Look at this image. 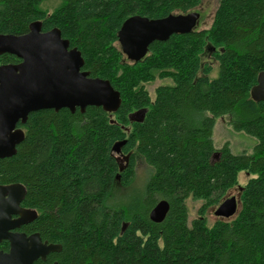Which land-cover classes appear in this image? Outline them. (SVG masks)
Here are the masks:
<instances>
[{
	"label": "trees",
	"instance_id": "obj_1",
	"mask_svg": "<svg viewBox=\"0 0 264 264\" xmlns=\"http://www.w3.org/2000/svg\"><path fill=\"white\" fill-rule=\"evenodd\" d=\"M43 1L0 0V34L24 35L35 21L43 32L57 28L81 53L82 70L109 81L121 104L115 113L40 110L18 124L24 137L0 159V187L21 186V207L36 214L24 230L61 247L33 264H264V101L250 97L264 71V0H219L208 29L155 41L136 63L117 42L126 19L185 14L201 0H59L51 13ZM206 50L218 64L213 79L201 63ZM16 63L0 55V65ZM156 79L170 84L151 98L145 85ZM140 110L143 119L130 121ZM221 116L256 139L252 153L214 147ZM122 142L124 165L114 150ZM136 156L151 174L131 194ZM239 172L254 177L240 189L235 215L209 226L207 209L224 200ZM189 198L203 202L190 222ZM160 200L169 210L154 223L148 214Z\"/></svg>",
	"mask_w": 264,
	"mask_h": 264
},
{
	"label": "water",
	"instance_id": "obj_2",
	"mask_svg": "<svg viewBox=\"0 0 264 264\" xmlns=\"http://www.w3.org/2000/svg\"><path fill=\"white\" fill-rule=\"evenodd\" d=\"M199 18L200 14L194 11L161 19L129 17L117 33L121 53L126 60L136 63L145 57L153 42H165L171 35L193 32ZM3 54L13 55L20 62L0 65V159L15 154L24 137L17 126L24 125L30 113L60 109L84 112L87 107H100L107 113H115L120 107L119 92L109 81L92 78L82 70L81 53L76 48H69V42L61 37L57 28L43 32L40 22L35 21L24 35L0 34V55ZM250 97L256 102L264 101V71L258 74ZM144 113L145 110L134 112L129 120L140 122ZM122 145L124 142L115 145L116 154L120 153ZM22 198L21 186L0 187V242L9 244L8 252L0 251V264H33L61 249L59 245L43 242L37 233L26 236L11 232L36 217L32 211L21 215ZM168 210L167 201L160 200L148 217L159 223ZM236 211L237 200L229 197L216 207L214 215L229 219ZM12 215L20 217L12 220Z\"/></svg>",
	"mask_w": 264,
	"mask_h": 264
},
{
	"label": "rangeland",
	"instance_id": "obj_3",
	"mask_svg": "<svg viewBox=\"0 0 264 264\" xmlns=\"http://www.w3.org/2000/svg\"><path fill=\"white\" fill-rule=\"evenodd\" d=\"M219 0H201L198 7H196L194 12L200 14L199 21L194 28V31H199L203 29H208L211 25L215 10L218 6ZM59 5V0H44L40 5L42 10H45L47 13H51ZM125 57V56H124ZM202 65H207L210 67L211 71L208 75L209 78H216L218 75V64L211 58L210 52L206 50L201 56ZM170 84L169 81L156 79L154 82L145 85V89L153 98V93L156 87L160 85ZM229 116H221L215 119V124L212 132L213 145L216 149L220 148L223 144L227 143L231 152L235 155L238 154H250L253 151L254 146L257 141L255 138L246 135L242 132H235L229 125ZM118 155V154H117ZM121 165H124V158L120 155L117 156ZM216 157H214V160ZM151 174V169L145 164V162L138 156L135 158V169L134 176L131 184L126 189L127 192L133 194H139L144 188L145 183L147 182ZM253 175H247L245 172H239L237 174V184L232 189L228 190L223 199L229 197H235L238 200V195L240 189L244 187L248 179L253 178ZM120 192L125 193V189L121 188L117 183ZM115 201L119 202L124 200L122 194H117L115 196ZM186 207L188 211V221L190 222L197 216V210L202 205V201H195L192 199L186 200ZM217 206H212L207 209L205 218L207 224L211 226L218 218L214 215V211Z\"/></svg>",
	"mask_w": 264,
	"mask_h": 264
},
{
	"label": "flooded vegetation",
	"instance_id": "obj_4",
	"mask_svg": "<svg viewBox=\"0 0 264 264\" xmlns=\"http://www.w3.org/2000/svg\"><path fill=\"white\" fill-rule=\"evenodd\" d=\"M16 59H17V58H16ZM19 62H20V60L17 59V63H16V64H18ZM11 186H12V185H11ZM1 187H4V188L9 187V188H10V186H1ZM10 190H11V189H10ZM19 206H20V212H21V215L30 214V210H27V209H24V208L21 207V202H20ZM19 217H20V215H12V216H11V219H12V220H15V219H17V218H19ZM29 223H30V222H28L27 224H24V225L20 226V227L17 228V229L12 230L11 232H13V233L24 234V235H26V236H30V235H32V234H35V233L27 234V232L24 230L25 226L28 225ZM3 243L7 244V249H6L5 251H2V252H4V253H5V252H8V249H9V244H8V242H7V241H1V242H0V244H3Z\"/></svg>",
	"mask_w": 264,
	"mask_h": 264
}]
</instances>
